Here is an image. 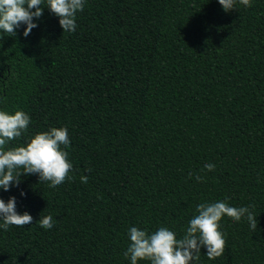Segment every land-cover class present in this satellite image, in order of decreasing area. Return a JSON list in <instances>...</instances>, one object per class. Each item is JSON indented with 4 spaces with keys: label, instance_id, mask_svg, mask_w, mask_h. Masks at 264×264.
Instances as JSON below:
<instances>
[{
    "label": "trees",
    "instance_id": "16d2710c",
    "mask_svg": "<svg viewBox=\"0 0 264 264\" xmlns=\"http://www.w3.org/2000/svg\"><path fill=\"white\" fill-rule=\"evenodd\" d=\"M37 24L0 39V108L31 117L8 147L67 127L73 178L0 190L33 217L0 229V264H130V227L181 238L217 200L258 227L223 217V254L197 264H264V0H86L74 32L47 8Z\"/></svg>",
    "mask_w": 264,
    "mask_h": 264
},
{
    "label": "clouds",
    "instance_id": "9594fccd",
    "mask_svg": "<svg viewBox=\"0 0 264 264\" xmlns=\"http://www.w3.org/2000/svg\"><path fill=\"white\" fill-rule=\"evenodd\" d=\"M85 3L86 0H0V39L4 35H14L22 26V34L27 37L32 29L38 27L37 21L44 8L58 17L63 32H74L77 13L83 11ZM218 3L225 12L236 9L237 3L251 7V0H218ZM30 122V115L23 110L9 112L0 108V190L5 192L10 187L19 186L22 174H37L39 181L48 182L51 188L62 184L66 178H73L69 175L73 165L65 150L71 143L67 127H51L35 133L22 146L8 147L11 141L28 131ZM204 168L212 171L215 165L207 163ZM189 177L197 181L203 179L198 175L193 177L192 173ZM87 179V176H80L81 183H87ZM20 195L25 193L21 191ZM225 216L234 222L244 218L251 231L257 230L256 216L246 206L234 207L223 200L201 203L196 206V214L188 221L181 238L165 226L151 233L136 226L130 227L124 257L130 264H139L140 261H148L149 264H197L201 249L209 259L219 257L225 248L224 234L220 231V222ZM32 220L28 212H17L16 197H9L7 202L0 198V229L29 225ZM39 226L51 229L53 216L40 217Z\"/></svg>",
    "mask_w": 264,
    "mask_h": 264
}]
</instances>
